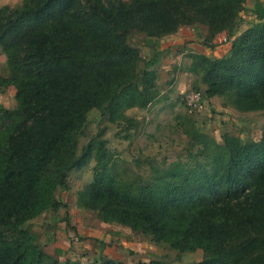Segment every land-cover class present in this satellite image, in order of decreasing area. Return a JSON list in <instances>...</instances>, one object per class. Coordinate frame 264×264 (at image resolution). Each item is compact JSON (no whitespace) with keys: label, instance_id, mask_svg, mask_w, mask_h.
<instances>
[{"label":"trees","instance_id":"trees-1","mask_svg":"<svg viewBox=\"0 0 264 264\" xmlns=\"http://www.w3.org/2000/svg\"><path fill=\"white\" fill-rule=\"evenodd\" d=\"M245 2L23 0L0 7L7 68L0 90L13 86L16 101L13 109L0 105V264H83L47 254L30 222L65 207L58 190L91 161L78 209L155 245L202 251L191 264H264V129L257 141L224 134L221 143L194 130L201 150L191 161L152 164L139 179L118 170L104 130L79 146L93 110L102 123H131L127 111L148 109L159 95L153 60L130 43L132 34L159 40L200 27L209 48L232 38L222 58L189 55L192 88L205 104L218 98L239 114L264 112V16L235 36ZM85 264L127 263L105 255Z\"/></svg>","mask_w":264,"mask_h":264},{"label":"rangeland","instance_id":"rangeland-1","mask_svg":"<svg viewBox=\"0 0 264 264\" xmlns=\"http://www.w3.org/2000/svg\"><path fill=\"white\" fill-rule=\"evenodd\" d=\"M23 0H0V7L18 8ZM198 33V31L196 32ZM142 35L132 34L129 41L142 48ZM141 51V50H140ZM158 92L163 91L172 76L154 71ZM0 75H7L6 59L0 49ZM167 75V77H166ZM195 90L190 85L183 94L173 93L168 98L157 95L147 111H130L131 123L112 125L101 122L98 111L88 114V122L80 139V147L104 130L103 139L111 152L112 161L128 176L146 177L152 164L165 168L174 162H189L201 146L192 139L196 130L221 143L224 134L240 137L244 141H257L264 129V112L234 113L225 121L218 113L205 110L202 115H189L184 106V96ZM15 88L0 90V105L16 107ZM222 105L221 99H218ZM219 104V103H218ZM128 112V111H127ZM127 114V113H126ZM238 115V116H237ZM131 118V119H130ZM95 162L80 170L71 171L66 188L59 189L56 197L65 206L57 212L48 211L30 222L40 246L60 262L79 261L83 264L108 256L127 264L161 260L170 264L200 262L203 252L180 253L163 245H155L148 237L134 233L119 225L104 224L94 213L76 207L77 192L92 179ZM67 219V220H66ZM67 221V222H66Z\"/></svg>","mask_w":264,"mask_h":264},{"label":"crops","instance_id":"crops-1","mask_svg":"<svg viewBox=\"0 0 264 264\" xmlns=\"http://www.w3.org/2000/svg\"><path fill=\"white\" fill-rule=\"evenodd\" d=\"M259 15L264 16V0H246L244 11L241 13V21L237 27L235 36L240 35L252 24L259 22ZM197 31L198 33H196ZM204 35L205 31L203 28L187 27L173 35L159 40L142 37L143 46L142 48L137 46V48L141 50V55L145 60H153L150 69L153 71H160L161 75L168 72V74L172 76L168 86L165 87L163 91L160 90L159 95H164L163 97L168 98L173 96V93L178 95L189 90L193 82V77L188 71L190 66L189 55L203 54L207 57L218 59L224 57L229 52L232 38H228L229 42L226 43L214 41L213 43L215 46L209 48L203 44ZM208 109L210 112L218 113L220 119L223 121L229 118L227 114L232 115L236 113L230 108L223 107L218 98H212L206 103L205 110ZM138 110L139 109L128 110L127 115H129L130 111ZM143 111H147V109ZM190 115L197 116L196 114Z\"/></svg>","mask_w":264,"mask_h":264},{"label":"built area","instance_id":"built-area-1","mask_svg":"<svg viewBox=\"0 0 264 264\" xmlns=\"http://www.w3.org/2000/svg\"><path fill=\"white\" fill-rule=\"evenodd\" d=\"M228 38H222V42L226 43ZM184 106L189 114L202 115L206 109V104L200 92L190 90L183 99Z\"/></svg>","mask_w":264,"mask_h":264}]
</instances>
